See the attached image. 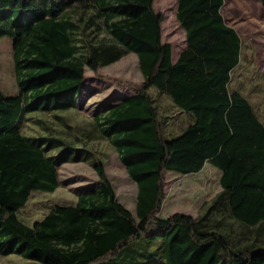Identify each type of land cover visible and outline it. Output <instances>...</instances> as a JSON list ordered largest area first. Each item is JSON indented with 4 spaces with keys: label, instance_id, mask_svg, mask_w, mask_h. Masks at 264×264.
<instances>
[{
    "label": "trees",
    "instance_id": "1",
    "mask_svg": "<svg viewBox=\"0 0 264 264\" xmlns=\"http://www.w3.org/2000/svg\"><path fill=\"white\" fill-rule=\"evenodd\" d=\"M154 1L0 0V38L12 40L18 89L6 95L0 87V256L40 264H264V123L230 88L242 40L224 19L225 0H177L186 47L174 61ZM130 54L143 82H119L135 94L95 120L137 186L135 215L98 162L96 188L75 206L56 205L24 224L18 214L32 193L60 187L57 166L83 161L75 142L54 131L25 136V117L76 109L86 69L97 74ZM152 89L191 117L178 134L166 135ZM207 164L221 171L222 190L206 212L161 218L167 172L199 174ZM227 218L248 229L242 240L254 239L234 241Z\"/></svg>",
    "mask_w": 264,
    "mask_h": 264
},
{
    "label": "rangeland",
    "instance_id": "2",
    "mask_svg": "<svg viewBox=\"0 0 264 264\" xmlns=\"http://www.w3.org/2000/svg\"><path fill=\"white\" fill-rule=\"evenodd\" d=\"M154 10L164 16L162 24L163 42L173 47V60L176 61L185 50V32L176 19L177 0H155ZM226 23L239 34L242 43L240 66L233 72L231 91H239L254 106L264 123V12L259 0H225L222 10ZM108 38V36H103ZM86 83L80 95L76 109L55 114L37 112L27 115L22 132L29 138L47 135L75 142V150L83 161L58 165L60 187L53 193L34 191L30 201L18 216L28 226L41 221L56 205L75 206L78 197L96 188L98 176L93 165L102 162L115 190L117 199L126 209L135 215L137 186L129 178L118 153L110 142L102 138L96 116H104L111 106L132 96L135 92L123 87L119 82H131L140 85L143 76L140 72L137 56L130 54L120 61L101 68L97 74L86 69ZM103 77L105 79H99ZM0 87L6 95L18 93L14 74L12 40L0 38ZM156 100V109L161 119L166 121V135H176L187 126L191 117L179 110L165 95H158L152 89ZM73 152V151H72ZM50 152V155H55ZM165 198L160 217L182 213L198 217L206 212L211 200L221 192V171L210 164L199 174L188 176L167 172L165 177ZM225 232L234 241L242 244L251 242L242 240L248 229L226 219ZM261 232L264 233V227ZM0 264H40L17 255L0 256Z\"/></svg>",
    "mask_w": 264,
    "mask_h": 264
}]
</instances>
